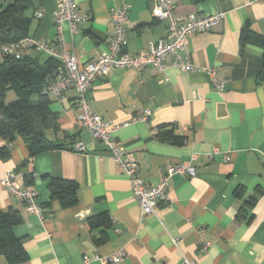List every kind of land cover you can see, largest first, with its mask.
<instances>
[{
	"label": "crops",
	"instance_id": "obj_1",
	"mask_svg": "<svg viewBox=\"0 0 264 264\" xmlns=\"http://www.w3.org/2000/svg\"><path fill=\"white\" fill-rule=\"evenodd\" d=\"M29 1V37L68 51L81 65L108 51L114 34L112 11L124 2L130 6L127 53L147 51L167 36L166 23L153 17L159 0H75L80 13L89 17L76 33L68 22L59 32L58 0ZM13 2L1 0L4 7ZM173 3L180 19L225 12L218 27L190 38L183 58L197 68L182 71L171 66L170 57L164 74L152 66L142 71L117 69L98 77L88 96L95 113L120 126L112 138L138 162L146 187L158 185L169 167L192 163L196 175H173L167 200L144 215L109 147L81 127L76 92L51 97L58 129L46 130L45 136L64 148L30 160L20 136L12 142L0 136V178L18 171L33 174L31 184L19 175L15 180L36 191L44 210L43 218L29 212L0 186V211L15 210L23 218L12 228L14 236L24 240L28 261L23 264H102L85 263L84 257L121 251L126 258L118 264H181L185 259L196 264H264V48L241 39L246 26L264 36V0ZM20 54L40 63L50 57L36 47ZM205 67L216 70L217 79L225 82L224 91L199 71ZM162 126L174 127L183 142L155 138L154 130ZM55 179L78 185L75 206L63 208L51 199L49 186ZM103 216L109 228L91 223ZM0 264H8L5 257Z\"/></svg>",
	"mask_w": 264,
	"mask_h": 264
},
{
	"label": "built area",
	"instance_id": "obj_2",
	"mask_svg": "<svg viewBox=\"0 0 264 264\" xmlns=\"http://www.w3.org/2000/svg\"><path fill=\"white\" fill-rule=\"evenodd\" d=\"M130 6L122 3L112 11V26L114 34L109 44L108 51L105 52L96 61L88 62L81 65L75 56H72L66 50H58L44 43H40L33 38H25L19 42L11 44H0V50L3 54L19 57L20 51L31 47L45 52L50 57L56 59L59 63L57 73L51 81L48 92L51 97H62L67 90H74L77 94L76 108L78 121L83 129L92 133L97 141L104 142L113 153L114 158L120 166L123 174L129 179L135 196L144 215L153 214L161 203L167 200V191L171 177L175 174H181L186 177H194L196 169L192 163L189 165H180L179 167H169L167 174L156 186L146 187L138 162L132 155L126 153L123 148H118L117 143L112 138V134L120 126L111 125L95 113L91 108L89 92L92 84L98 77H106L112 71L117 69H133L142 71L152 66L158 73L164 74L170 67L167 59L174 58L171 66L182 71H192L196 69L190 61L183 58L186 52L190 38L193 35L212 31L218 27L224 20L225 12H218L212 16L202 17L191 15L186 19H180L175 15L173 0H159L153 7V17L155 20L163 21L167 26V36L152 44L147 51L131 55L125 51L127 42V21ZM57 27L59 32L62 31V24L68 22L72 33H76L77 26L89 20L88 15L80 13L75 0H58V8L55 12ZM39 18L42 14L37 15ZM210 79V83L222 92L225 90V82L217 79L216 70L205 67L199 69ZM151 114L147 111V115ZM154 137L157 136L158 130H154ZM83 150L82 146L77 147ZM196 159L192 157V161ZM16 175L25 177L24 173H9L0 178V186L6 188L19 201L24 202L31 213L44 217L43 208L37 203L38 194L30 186L23 187L16 182ZM125 253L118 252L109 257L95 255L93 258L84 257V262L98 261L102 264H118L125 260ZM181 264H196L190 260H183Z\"/></svg>",
	"mask_w": 264,
	"mask_h": 264
},
{
	"label": "trees",
	"instance_id": "obj_3",
	"mask_svg": "<svg viewBox=\"0 0 264 264\" xmlns=\"http://www.w3.org/2000/svg\"><path fill=\"white\" fill-rule=\"evenodd\" d=\"M203 0H193L199 4ZM30 9L29 0H14L4 7L0 0V44H11L29 37L31 19L27 16ZM242 42H255L264 48V36L246 26L242 31ZM0 61V136L12 142L20 136L26 143L30 160L43 152L64 148L59 142H51L45 136L48 129H58V115L50 110L52 103L48 92L53 77L57 73L59 63L49 57L44 63L21 55L3 54ZM16 99L8 100L9 95ZM160 141L182 143L183 139L175 133L174 127L158 128L155 137ZM5 157L6 154H1ZM27 166L24 163L21 168ZM26 183L33 182V174L25 175ZM52 200L60 202L63 208H70L78 201V185L74 181L55 179L51 182ZM238 194L242 193L240 190ZM23 222L18 211H0V257H5L8 264H23L28 261L24 248V240L14 236L12 228ZM93 225L110 227L108 217L92 219ZM96 226V225H95ZM101 239L100 242H103Z\"/></svg>",
	"mask_w": 264,
	"mask_h": 264
},
{
	"label": "rangeland",
	"instance_id": "obj_4",
	"mask_svg": "<svg viewBox=\"0 0 264 264\" xmlns=\"http://www.w3.org/2000/svg\"><path fill=\"white\" fill-rule=\"evenodd\" d=\"M0 51H1V50H0ZM1 53H2V52H1ZM14 99H16V96H15V95H13V94L9 95L8 100H14Z\"/></svg>",
	"mask_w": 264,
	"mask_h": 264
}]
</instances>
